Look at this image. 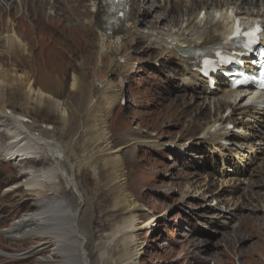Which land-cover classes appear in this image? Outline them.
<instances>
[{"label":"rangeland","instance_id":"rangeland-1","mask_svg":"<svg viewBox=\"0 0 264 264\" xmlns=\"http://www.w3.org/2000/svg\"><path fill=\"white\" fill-rule=\"evenodd\" d=\"M50 1L48 4L41 0H24L18 7L19 3L11 0L8 4L13 3L15 8L12 6V11L1 8L0 63L10 72L28 73L35 89L65 103L66 108L71 110V127L61 137L59 129L62 124L50 104L42 108L31 104L27 109L30 119L37 122L39 128L42 127L46 136L61 142L64 140V143L74 136L79 117L83 116V122L86 119V123L90 124L98 112L105 116L106 110L100 95L92 100L91 107H87V102L82 104L79 94L73 92L70 86L72 76H84L88 82L91 80L89 73L92 69L87 61L95 56L92 50L94 33L90 28L91 33L83 32L81 28L89 27L86 23L90 20L91 4L88 0H61L60 4L52 7ZM64 5H67L71 15L66 17V23L63 18L53 17L55 12L59 16L68 13ZM10 13L15 32L28 52L22 47L8 50L3 36L11 25L7 23ZM155 13L161 14L159 10ZM160 14L157 16L161 18ZM174 16L180 19L175 13L168 17ZM153 17L151 14L144 20L141 33L150 30L151 20L156 18ZM172 22V25L177 24V21H174L175 24ZM65 24L70 26L69 30L63 29ZM166 24V21L163 22L161 27L165 28ZM60 26H63L61 30ZM144 50L141 44L130 51L129 66L119 69L110 78L121 96L107 120L110 135L108 150L100 146L98 153L97 149L86 148L84 133L78 134L72 148L76 157L72 156L70 162L76 166V182L85 199L78 225L87 241L84 249L90 263L118 264L119 250L114 248L111 233L122 225L126 215L114 209L117 194L107 187L110 172L103 165L111 157L107 152L122 148L118 155L122 159L126 194L141 210L139 223L142 225L154 219L153 226L138 233L142 251L133 264H264V199L259 204L252 199L250 205L235 216H229L230 212H227L234 210L235 206H231L233 202L240 204L248 190H256L254 181L259 179L258 173L264 166L260 160L248 164L240 156H232L231 150L236 145L239 147L237 150L241 149L237 139L226 145L230 151L223 146H216V150L215 145L199 144L200 133L192 136L190 132L200 120L194 118V113L189 115L183 111L179 105L181 101L189 103L191 95L183 82L181 69L163 60L155 63L156 52ZM21 104L22 100L18 99L15 107ZM232 118L239 117L233 115ZM193 120L194 124L191 123ZM7 140L6 134L0 132V145H5ZM138 142L143 144L136 145ZM173 143L180 144L182 148H174ZM254 143H260L259 139L255 138ZM82 153H87L86 157L91 155L90 163L76 169L82 161L79 158ZM245 154L242 152L243 156ZM254 155L261 157L258 153ZM260 163L263 168L258 169ZM49 167V160L42 165L32 162L15 164L0 158V233L12 221L36 209L35 202L29 199V193L23 188L9 194L4 191L22 184L27 179L26 175H21L25 170L34 168L41 171ZM207 186L210 188L206 189ZM64 189L61 182L60 194L71 199L70 204L75 207L72 192ZM216 193L222 194L217 197ZM258 195L264 197V189H259ZM222 198L229 202L219 204ZM252 206V211L257 213L255 217L250 215ZM239 215H246L244 229L240 232L242 234L238 232L233 237L235 230L240 231ZM258 216L261 219H257ZM34 244L28 240L11 242L0 234V249L13 256L12 259L0 257V264H36L37 258L44 254L24 256ZM205 244L207 248L201 250L200 246ZM23 257L29 258L21 260Z\"/></svg>","mask_w":264,"mask_h":264},{"label":"bare ground","instance_id":"bare-ground-1","mask_svg":"<svg viewBox=\"0 0 264 264\" xmlns=\"http://www.w3.org/2000/svg\"><path fill=\"white\" fill-rule=\"evenodd\" d=\"M8 1L11 2V0H0V13L3 12L2 7L7 11L13 10V3L8 4ZM15 1L19 3V7L24 0ZM41 1L49 4V0ZM88 2L91 4L92 12L90 20L85 23L89 27L81 28L83 32H88L91 29L94 33L92 50L95 56L93 58L89 57L87 61L92 69V72L89 73V79L91 80L88 82L84 76H81V78L72 76L70 86L73 92L79 94L82 104L87 102V107H91L94 102L92 100L100 95L101 100L105 103L106 115L102 116L98 112V115L90 120V124L86 123V119L83 122V116L79 117L75 134L70 137L71 139L68 142L63 143L64 140L61 142L46 136L47 134L45 135V131L41 129L42 127L39 128L37 122L30 119L27 110L31 104L38 108L50 104L53 111L59 116L62 124V128L59 129L60 136L63 137L66 130L71 127L73 120L71 117L73 114L69 118L71 110L69 111L66 108L65 103L53 99L40 89H35V83L28 73L19 74L14 70L10 72L3 67V63H0V132H4L8 137L6 144L0 145V158L15 164L32 162L42 165L46 160L50 161L48 169H42L41 171L34 170V168L25 170L21 175H26L27 179L21 185L10 187L4 191L5 194H9L23 188L29 193L27 194L29 199L35 202L36 209L9 223L1 235L5 240L11 242L28 240L35 243L34 246L28 248L24 256L44 254V256L37 258L36 264H91L84 249L87 241L80 232L78 225L85 199L76 182L77 177L74 173L76 166L74 167V164L70 162V158L76 154L74 152L73 155L72 148L78 140V134L84 133L85 140L82 142L86 148L89 146L98 150V147L102 146L108 150L110 135L107 131V120L121 96L120 91L117 90L110 78L117 74L119 69L129 66L131 61L130 51L141 44L144 45L145 52H156L157 59L155 58V63L163 60L167 64H175L181 69L184 77L183 82L191 95L189 96V103L181 101L179 105L182 106L183 111L185 110L189 115L194 113V118L200 120H197L199 125L190 132L192 136L200 133L199 144H213L215 145L213 146L214 149L217 150L216 146L220 145L219 143H231L233 139H237L241 149L237 150V147L233 150L229 147L223 148L231 150L233 152L232 156L238 155L248 164L260 160L262 166H264V95L253 94L249 96L230 91L225 80L218 81L216 90L208 92V84L199 77L196 66L191 64L192 59L184 57V55L207 49L221 39L224 32L223 26L215 22L217 14L235 11L237 17L253 20L264 26V0H129L128 10L123 21L114 27L104 20L103 0H88ZM60 3L61 0H51L50 6L54 7V5L57 6ZM64 7L66 10L64 8L63 10L68 12V16L67 14L65 16L60 14L59 16L55 12L53 17L63 18L64 23H66L68 22L66 17L70 18L71 15L67 5H64ZM13 8L15 7L13 6ZM156 10H159L161 14L155 13ZM203 12L205 23L201 25L197 22V19ZM172 13L179 15L180 19L176 16L169 18L168 16ZM151 14L155 17L160 14L162 17H153L155 19L152 18L153 23L150 22L152 24V26L150 24V30L141 33V26L143 22H146L144 20ZM76 16L79 17L78 14H75ZM165 21L168 24L165 25V28H162L161 26ZM174 21H177L176 25L171 24V22L175 24ZM8 22L11 25L8 26L9 30H6L5 36H3L9 47L8 50L22 47L26 52L27 46L15 32L11 13L7 17ZM67 25L60 26V30L61 27L69 30L70 26ZM107 28H110V30H107ZM18 99L22 100V104L20 107H15V102H18ZM196 100H199V102ZM229 111L230 114L226 116ZM233 115L239 118H232ZM71 118L72 120H70ZM194 122L193 120L191 123L194 124ZM226 125H233L241 134L238 135L228 131L225 128ZM72 128L74 129L73 126ZM45 129L49 130L50 128ZM255 138L259 139L260 143H254ZM139 144L143 143H136V145ZM156 144L159 145V143ZM173 144L175 147L180 145ZM121 150L122 148H119L107 152L111 157L106 160L103 166L110 172L106 183L107 187L111 192L117 194L114 209L120 210L126 215L123 222H121L122 225L117 226L111 233L115 243L114 248L117 247L119 250L117 262L118 264H133L142 251L139 245L138 233L149 228V226H153L154 219L151 218L142 225L139 223L138 217L141 210L126 194L122 159L118 155ZM242 152L246 154L243 156ZM98 153H100L99 150ZM255 153L260 154L261 157L254 155ZM86 156L87 153H82L79 157L82 161L79 165L76 164V169L90 163L91 155ZM261 163L258 169L263 168ZM93 173L95 174L94 168ZM258 176H260L259 179L254 181L256 190L254 191L253 188L248 190V194L239 201L240 204L236 205L233 202L231 206H235V208L233 211H227L230 212L229 216L241 213L244 208L250 205L252 199L256 204L264 199L263 196L258 195V190L264 189V169H261ZM61 182H63L67 191L72 192L76 200L75 207L71 206V199L59 196ZM209 188L210 186L206 187V189ZM221 194L216 193V196L219 197ZM227 202L229 200L226 201L225 198H222L219 204H227ZM252 209L253 206L250 209V215L252 217L257 216V213ZM262 211H264V207ZM260 216L257 219H261ZM244 217L246 215H239L241 221L240 231L235 230L233 237H236L238 232L240 233L244 229ZM207 246L205 244L200 248L201 250L202 248L206 249ZM0 255L2 254L0 253ZM28 258L23 257L21 260Z\"/></svg>","mask_w":264,"mask_h":264}]
</instances>
